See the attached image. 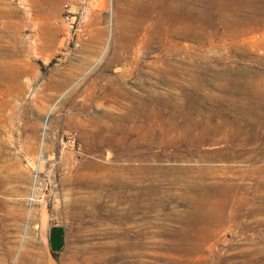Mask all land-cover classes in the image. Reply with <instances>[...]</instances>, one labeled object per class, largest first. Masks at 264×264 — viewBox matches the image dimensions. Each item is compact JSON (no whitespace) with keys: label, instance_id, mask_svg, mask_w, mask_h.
Returning a JSON list of instances; mask_svg holds the SVG:
<instances>
[{"label":"rangeland","instance_id":"rangeland-1","mask_svg":"<svg viewBox=\"0 0 264 264\" xmlns=\"http://www.w3.org/2000/svg\"><path fill=\"white\" fill-rule=\"evenodd\" d=\"M179 3L0 0V264H264V0Z\"/></svg>","mask_w":264,"mask_h":264},{"label":"bare ground","instance_id":"bare-ground-1","mask_svg":"<svg viewBox=\"0 0 264 264\" xmlns=\"http://www.w3.org/2000/svg\"><path fill=\"white\" fill-rule=\"evenodd\" d=\"M172 13L175 19H177L179 14L182 13V8L179 3V0H174V5L172 6Z\"/></svg>","mask_w":264,"mask_h":264},{"label":"built area","instance_id":"built-area-1","mask_svg":"<svg viewBox=\"0 0 264 264\" xmlns=\"http://www.w3.org/2000/svg\"><path fill=\"white\" fill-rule=\"evenodd\" d=\"M72 12H69V14L67 15V19H69L70 21H72L73 18V15L71 14Z\"/></svg>","mask_w":264,"mask_h":264},{"label":"crops","instance_id":"crops-1","mask_svg":"<svg viewBox=\"0 0 264 264\" xmlns=\"http://www.w3.org/2000/svg\"><path fill=\"white\" fill-rule=\"evenodd\" d=\"M42 1L45 2L46 0H42ZM51 1H53V0H51ZM53 226L61 227L60 225H53Z\"/></svg>","mask_w":264,"mask_h":264}]
</instances>
